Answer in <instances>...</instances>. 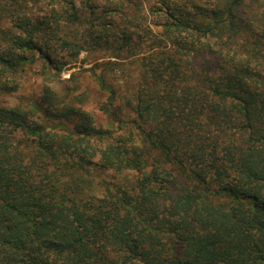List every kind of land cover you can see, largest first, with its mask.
I'll return each instance as SVG.
<instances>
[{"label": "trees", "instance_id": "obj_1", "mask_svg": "<svg viewBox=\"0 0 264 264\" xmlns=\"http://www.w3.org/2000/svg\"><path fill=\"white\" fill-rule=\"evenodd\" d=\"M97 49L108 128L51 79ZM38 62L0 97V264H264V0H0V95Z\"/></svg>", "mask_w": 264, "mask_h": 264}, {"label": "rangeland", "instance_id": "obj_2", "mask_svg": "<svg viewBox=\"0 0 264 264\" xmlns=\"http://www.w3.org/2000/svg\"><path fill=\"white\" fill-rule=\"evenodd\" d=\"M111 53L112 51L109 49L82 51L77 59L70 62L60 73L51 77L57 81L58 87L63 93L83 94L86 99L85 108L93 113L96 125L105 128L111 127L110 122L112 121L108 113L102 110L103 104L108 101V93L100 89L95 73L102 70V63L109 59L108 56L112 55ZM40 64L38 62L27 67L20 91L12 95H0L1 99L11 103L17 101L18 97L22 95L37 96L41 91L42 82ZM130 67L126 65L125 68L131 70ZM110 83L112 82L110 81ZM116 128L117 125L114 126V129ZM93 175L96 180L109 179L110 177L108 173L98 171V169L94 170Z\"/></svg>", "mask_w": 264, "mask_h": 264}]
</instances>
